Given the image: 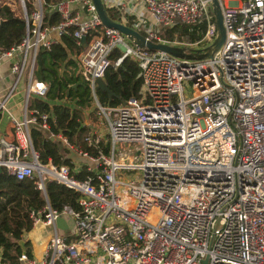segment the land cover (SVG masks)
<instances>
[{"label": "built area", "instance_id": "1", "mask_svg": "<svg viewBox=\"0 0 264 264\" xmlns=\"http://www.w3.org/2000/svg\"><path fill=\"white\" fill-rule=\"evenodd\" d=\"M35 1L30 13L23 6L22 43L0 53L22 50V58L11 64L15 81L0 99V113L30 68L24 116L11 117V134L0 137V167L17 180L34 181L45 205L30 213L32 225L53 229L41 256L21 253L20 264H201L203 259L264 264V0H218L225 38L211 57L202 58L134 45L118 29L101 24L92 0L52 4L61 21L45 27L42 0ZM130 2L126 11L123 0H103L120 17L113 20L153 42L196 56L217 35L211 0ZM178 22H205L204 34L193 43L163 39L161 29ZM72 26L78 44L86 37L74 59L103 119L108 154L99 147L98 128L84 137L97 149L94 156L52 132L48 113L27 111L30 95L45 96L48 90L33 78L38 48L50 47L51 31L60 36ZM115 49L121 54L114 65L125 57L137 62L142 87L138 97L112 107L101 105L94 91ZM37 116L50 138L88 158L93 176L77 178L78 164L70 169L40 161L30 135ZM120 170L138 171L140 178L122 180ZM51 181L78 194L77 209L51 207L46 196ZM60 217L66 229L56 225Z\"/></svg>", "mask_w": 264, "mask_h": 264}, {"label": "trees", "instance_id": "2", "mask_svg": "<svg viewBox=\"0 0 264 264\" xmlns=\"http://www.w3.org/2000/svg\"><path fill=\"white\" fill-rule=\"evenodd\" d=\"M59 0H42L43 21L45 27H52L61 21L60 15L51 10L52 4ZM26 11L34 9L31 2L26 3ZM112 19L120 18L116 11L107 9ZM131 18V17H130ZM130 25V23H128ZM100 28H98L99 30ZM74 27L67 29L57 39H52L50 47H39L35 59L33 78L48 85L45 99L33 97L28 109L40 113H48L49 128L54 133H60L69 144L96 156L97 149L88 146L84 137L89 129L82 123L83 109L89 106L91 90L88 83L76 74V60L71 57L83 49L73 36ZM27 24L20 14L8 4H0V53L19 46L26 36ZM205 31V22L194 25L176 23L172 27H164L160 31L163 39L173 42L193 43L199 40ZM121 52L115 49L111 55L112 63L106 69L104 82L112 91L109 98L105 91L96 90V96L101 105L117 106L130 97H138L142 87L139 76V66L130 57H125L119 65H114ZM30 135L34 149L39 154L41 162L48 160L54 165H67L73 169L75 163L68 156L70 149L57 139L49 136V131L40 126L37 116L36 123L31 127ZM102 151L108 154V144L102 139L99 143ZM75 176L84 179L93 176L88 170V164H81V171ZM46 196L53 208L64 205L77 209L78 194L72 189L54 181L46 184ZM45 205L44 197L31 179L17 180L5 170L0 172V262L2 264H20L21 246L19 241L33 228L31 212L39 211ZM26 252L31 256V246L25 241Z\"/></svg>", "mask_w": 264, "mask_h": 264}, {"label": "crops", "instance_id": "3", "mask_svg": "<svg viewBox=\"0 0 264 264\" xmlns=\"http://www.w3.org/2000/svg\"><path fill=\"white\" fill-rule=\"evenodd\" d=\"M115 1L116 0H114V2ZM123 1L125 2L124 5H126L125 10L130 11V8H131L130 7V5H131L130 0H123ZM5 4H8L16 13V10H15V8H13L11 2L7 1ZM74 8L77 10H81L76 5L74 6ZM82 16H83V14H82ZM148 18L151 19L149 16H148ZM48 38L54 40V39H57L58 36H57L56 32L51 31L48 35ZM71 57L74 58V55H72ZM21 58H22V50L19 47L14 49L12 51L11 55L0 57V99L3 98V96L8 93V91L11 89V87L13 86V83L15 81L14 80L15 75L11 71V64L13 62L19 61ZM29 70H30V68L26 66L25 70H24V75H23L21 81L16 85V87L13 90V93L11 94V96L9 97V99L7 101V109L0 113V137L1 136H9L11 134V121H10L11 117L16 118V119H22L24 116V110H25L24 109V101H25V96H26L27 75H28ZM76 74L79 76V74L77 73V69H76ZM94 94L96 96V90L94 91ZM33 97L45 99V96L40 97L37 95H30V99ZM96 98H97V96H96ZM91 105H94L95 108H97L96 101H95V98L93 96L92 90H91L90 104L88 107L83 109L82 113L85 114L87 112V110L91 107ZM27 111L29 112L30 110L28 109ZM95 120H97V121H95V123H93L92 121H89L86 118L82 117V123L88 127L89 133L98 128L99 129L98 133H100L102 135L103 134L102 132L105 131L102 129L104 122H103V119L98 115V111H97V113L95 112ZM97 122L98 123L100 122V125L97 124ZM78 155L79 154L74 152L73 150H71L70 153L68 154V156L73 158L75 165H77V164L81 165L79 163V161L77 160ZM26 234L24 235V240L25 241L28 240L30 242L31 255H33L35 257H40L42 254L43 248L45 246V243L50 236L47 235L43 239L36 240L35 235L32 234L33 242L31 243V241L29 240V237H27ZM0 253H1V251H0Z\"/></svg>", "mask_w": 264, "mask_h": 264}, {"label": "water", "instance_id": "4", "mask_svg": "<svg viewBox=\"0 0 264 264\" xmlns=\"http://www.w3.org/2000/svg\"><path fill=\"white\" fill-rule=\"evenodd\" d=\"M92 3L94 5L95 12L99 17L102 25L109 28L118 29L122 34L126 36L129 42L133 43L134 45H137L138 47L145 48L148 50L160 51L181 58L211 57L212 54L221 46L225 38V28L223 25L220 3L218 0H211L212 12L214 14L215 24L217 27V35L214 38L213 42L208 47H206L205 52L196 54V56L187 54L185 52V48L181 46L153 42L147 39L143 34L138 32L137 30L132 29L131 27H128L120 22L113 20L108 15L103 0H92ZM81 43L83 46L86 45L85 36L81 37ZM95 83H96L95 90L100 89L102 91H105L108 94L109 98H111L113 93L108 89L103 78H98L95 81ZM1 171L2 168L0 167V172ZM56 225L59 228H63V229L67 228L66 221L62 217L56 219ZM19 244L21 246V252L26 253L25 240L24 239L20 240ZM201 264H207V260L203 259L201 261Z\"/></svg>", "mask_w": 264, "mask_h": 264}, {"label": "rangeland", "instance_id": "5", "mask_svg": "<svg viewBox=\"0 0 264 264\" xmlns=\"http://www.w3.org/2000/svg\"><path fill=\"white\" fill-rule=\"evenodd\" d=\"M11 2L13 8H15L16 13L23 15L24 14V9L23 6L25 7L26 10V3L27 2H31L32 5H34V3L36 4L35 0H0V4H5L6 2ZM97 108H95L94 105H91V107L87 110V112L85 114H83V118H86L89 121H92L93 123H95V112L97 113ZM97 124L100 125V122ZM102 139L105 138V131L102 132ZM77 160L79 161L80 164H89V160L86 157H83L81 155H78ZM129 161V160H126ZM134 161V160H133ZM117 177L122 179V180H127V179H139L140 178V173L138 171L135 170H120L119 172H117ZM53 229L50 226H42V225H38L36 227H33L32 230L27 233V237H29V240L31 241V243L33 242V238H32V234L35 235V239L36 240H40L45 238L47 235H51Z\"/></svg>", "mask_w": 264, "mask_h": 264}]
</instances>
